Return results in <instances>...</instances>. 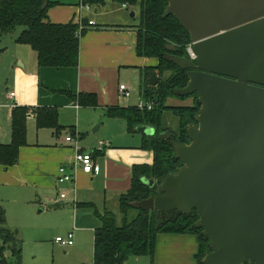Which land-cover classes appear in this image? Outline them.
I'll return each mask as SVG.
<instances>
[{"label":"crops","instance_id":"obj_1","mask_svg":"<svg viewBox=\"0 0 264 264\" xmlns=\"http://www.w3.org/2000/svg\"><path fill=\"white\" fill-rule=\"evenodd\" d=\"M63 2L64 6H56L49 11L50 22H74L80 25L87 20L95 24L81 38L77 68L42 69L38 65L37 53L28 46L17 43L22 31L18 36H12L14 33L0 36V58L6 55L10 58L9 74L4 78L5 90H2L0 85V144L11 143L12 110L16 106L59 107V125L63 127L60 133L38 130L35 118L31 116L28 120L27 146L20 150L18 164L8 168L0 166V206L5 210V226L15 231L22 242L20 264H31L28 260L24 261V239L20 231H23L26 239L33 236V241L43 242L45 226L41 214L44 215L50 207L54 212L65 210L60 205L68 204L69 201L73 204H68L69 211H66L75 221L74 228L67 233V237L69 234L74 235V245L65 247L56 240L54 244L75 256L78 264H93L94 235L101 223L92 209L79 205L93 204L101 215L106 211L117 214L120 197L131 188L133 167L153 163L152 152L141 149L143 138L152 136L138 132L137 128L129 133L126 122L122 119L106 118L109 123L120 122L128 135L137 136V145L100 142L98 148L93 150L82 146L78 141L82 140L81 130L89 129V123L84 122L83 112L86 108L59 93L69 90L75 95L96 94L99 107L92 110L105 114L110 107H125L121 100L120 86L126 85L124 83L127 82L120 81L121 72L123 69H132L138 76V98H144L143 91L146 85H149V77L145 76L144 70L146 67L156 66L157 62L139 58L136 54L137 26L129 21L128 12L131 7L110 1L113 6L106 11L109 1L105 6L89 9L83 6L81 0ZM92 15L99 18H115L114 22H106L103 19L104 24L99 25L91 19ZM11 81L12 86L8 91L7 83ZM9 93H15V96L10 98ZM103 128L101 123L93 133H98ZM165 128L177 132L179 123L176 129L166 125ZM71 131H74L76 142L67 143L66 138L70 136ZM75 147L83 152L91 150L88 153L93 154L94 162L100 169L98 173L86 174L82 170L72 169ZM62 166L74 174L73 183H59L58 173ZM56 193L67 195L65 200L59 199L57 205L53 204L55 196H52ZM76 235L80 245L75 241ZM88 235L89 239L91 238L89 246ZM197 250V239L193 236L161 235L158 238L154 262L148 257H140L130 258L125 264H197Z\"/></svg>","mask_w":264,"mask_h":264},{"label":"water","instance_id":"obj_2","mask_svg":"<svg viewBox=\"0 0 264 264\" xmlns=\"http://www.w3.org/2000/svg\"><path fill=\"white\" fill-rule=\"evenodd\" d=\"M164 1L196 56L174 60L189 78L176 94H197L201 109L187 130L190 144L173 145L183 166L163 180L161 195L131 206L196 210L213 250L202 264H264V0ZM148 84L157 86L154 73ZM137 131L153 136L155 129Z\"/></svg>","mask_w":264,"mask_h":264},{"label":"trees","instance_id":"obj_3","mask_svg":"<svg viewBox=\"0 0 264 264\" xmlns=\"http://www.w3.org/2000/svg\"><path fill=\"white\" fill-rule=\"evenodd\" d=\"M108 1L129 7L140 6V25L136 28L135 51L139 58L155 60L156 66L146 67L145 76L154 73L158 78L155 87L146 85L143 100L155 103L153 110H139L137 107H110L107 119H122L127 123L129 133L139 126L155 129L152 137H144L141 149L152 152L151 165H136L132 169L130 190L119 199L121 223L117 214L106 211L101 215L93 204H81L93 210L101 225L94 235L93 264H125L130 258L148 257L154 262L158 238L161 235H187L197 239V264L212 252L210 240L203 230L196 227L199 214L172 211L169 213L134 209L131 204L161 195L160 186L169 175H175L183 166L175 158L174 143L189 145L187 130L197 126L201 104L197 94L180 97L178 90L184 89L189 78L187 71L181 70L175 59L188 60L191 45L189 33L172 15H167L168 4L164 0H81L85 6H105ZM63 0H0V36L13 34L17 28L23 30L17 39L20 45L28 46L37 53L40 68L61 70L79 66L81 38L90 30L89 21L79 24H55L49 21V11L56 6H64ZM78 103L82 108L99 107L96 94H73L69 90L59 92ZM157 97L158 101L155 100ZM179 99L184 105H168V101ZM171 113L179 123L177 132L165 128L163 118ZM33 116L38 130H53L60 133L59 107L16 106L12 110L11 143L0 144V166L13 167L19 162L20 150L27 146L28 120ZM71 136L75 135L71 131ZM144 179L155 181L154 187L144 183ZM134 214V215H133ZM5 210L0 206V262L20 264L22 242L15 231L6 226ZM10 253V255L8 254ZM11 258L15 262L11 261Z\"/></svg>","mask_w":264,"mask_h":264},{"label":"rangeland","instance_id":"obj_4","mask_svg":"<svg viewBox=\"0 0 264 264\" xmlns=\"http://www.w3.org/2000/svg\"><path fill=\"white\" fill-rule=\"evenodd\" d=\"M108 3L109 5L108 8H106V11H108L110 7L113 6V3H111L110 1ZM131 13L135 14L133 18H131ZM128 15L130 17L129 18L130 23L138 27L141 22L140 6L137 5L131 7V10H129ZM114 18H115L114 16H107L105 18H99L96 15L91 16V19L97 22L99 25L104 24L103 19L106 22H114L113 21ZM22 30H23L22 27L17 28V30L14 32L12 36L14 35L18 36L20 31ZM9 61L10 58L8 55H6L5 57L1 56L0 58V80H1L0 85L2 87V90H5L4 78L7 77V74H9L8 72L10 70ZM133 71L134 70L132 69H123L121 72L120 81L127 82L124 83L126 84L125 86L127 88L129 89L133 88L132 90H130L131 97L129 99L122 96L121 100L125 107H133V106L136 107L143 100L138 98L137 92L139 90V81H138L137 72H133ZM10 86H12V81L7 83L6 90L9 91V89H11ZM188 101L189 100L183 102L179 99H172L168 101V105L170 104L184 105L189 103ZM83 113H85L84 122H86L87 124L89 123V129L81 130L82 140L81 141L78 140V141L81 142L82 146H84L85 148L91 150L96 149L98 148V144L100 142H107V143L111 142L114 145L123 144L124 146H134L138 144L139 139L137 138V136L128 135L126 128L122 126L120 122L109 123L106 119L105 114H102L99 110L85 109V112ZM95 120L96 123L93 124ZM163 122H164V126L166 125L172 129H176L178 127V122L171 113L164 114ZM101 123H103L104 125L102 131H99L98 133H93L95 128L99 126ZM91 150H89L88 152H90ZM62 194H66V193H62ZM60 195L61 193L60 194L56 193L52 195L55 197L57 196L56 198L55 197L53 198V204L57 205V202L60 199ZM68 204L69 205L73 204V202L69 201ZM68 204L64 203V205L62 204L63 206L60 205L65 210L54 212L51 210L52 208L50 207V210H47L44 213V215L41 214V216L43 217L42 219H44V226H45L44 229L45 232L43 237L45 239L43 242L33 241L34 240L32 238L33 236H30L26 239L23 231H20L22 234V238L24 239V249H23L24 261L28 260L31 264H78V261L75 256H73L71 253H66L68 252L67 250L59 248L56 244H54V241L56 240V236L66 238L67 233L74 228L75 220L72 219L70 213L67 212L69 211L68 208L70 207L67 206ZM37 212H39V209ZM117 212L116 213H117L118 221L119 223H121L122 216L119 211ZM90 240L91 238L89 239V235H88V246L90 245ZM75 241L78 242L79 245L81 244V242L78 241L77 239V235L75 236ZM89 253H90V249L88 248V254ZM8 254L10 255V253ZM11 261L15 262V260L12 258Z\"/></svg>","mask_w":264,"mask_h":264},{"label":"built area","instance_id":"obj_5","mask_svg":"<svg viewBox=\"0 0 264 264\" xmlns=\"http://www.w3.org/2000/svg\"><path fill=\"white\" fill-rule=\"evenodd\" d=\"M85 6V5H83ZM87 9H89L90 6H85ZM89 26H94V22L90 21ZM80 29H83L82 24H80ZM188 54L189 57L193 60H195L196 56L193 52L192 45L188 47ZM120 92L123 97L130 98L131 92L130 89L127 88L125 85L120 86ZM15 96L14 93L10 94V98H13ZM139 110H148L151 111L155 107V103L151 100H142L137 106ZM67 143H73L76 142V139L73 136H68L66 138ZM72 169L75 170H82L86 174H94L99 172V167L95 164L93 154L88 152H83L80 148L75 147V155L74 159L71 163ZM58 180L61 184H67V183H73L75 180V176L72 172H68L67 168L62 166L59 168L58 173ZM67 197L66 194H61L60 199L65 200ZM74 235L69 234L67 238L58 237L56 238V242L60 243L62 246L65 247H71L74 245Z\"/></svg>","mask_w":264,"mask_h":264},{"label":"flooded vegetation","instance_id":"obj_6","mask_svg":"<svg viewBox=\"0 0 264 264\" xmlns=\"http://www.w3.org/2000/svg\"><path fill=\"white\" fill-rule=\"evenodd\" d=\"M249 264H253V263H249Z\"/></svg>","mask_w":264,"mask_h":264}]
</instances>
